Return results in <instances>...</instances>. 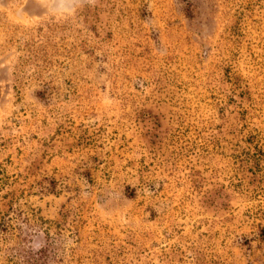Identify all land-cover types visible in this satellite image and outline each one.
Wrapping results in <instances>:
<instances>
[{"label": "rangeland", "instance_id": "obj_1", "mask_svg": "<svg viewBox=\"0 0 264 264\" xmlns=\"http://www.w3.org/2000/svg\"><path fill=\"white\" fill-rule=\"evenodd\" d=\"M0 264H264V0H0Z\"/></svg>", "mask_w": 264, "mask_h": 264}, {"label": "clouds", "instance_id": "obj_2", "mask_svg": "<svg viewBox=\"0 0 264 264\" xmlns=\"http://www.w3.org/2000/svg\"><path fill=\"white\" fill-rule=\"evenodd\" d=\"M61 3H63V0H61Z\"/></svg>", "mask_w": 264, "mask_h": 264}]
</instances>
